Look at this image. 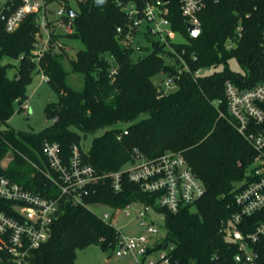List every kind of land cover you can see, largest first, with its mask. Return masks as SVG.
Wrapping results in <instances>:
<instances>
[{
    "label": "trees",
    "instance_id": "1",
    "mask_svg": "<svg viewBox=\"0 0 264 264\" xmlns=\"http://www.w3.org/2000/svg\"><path fill=\"white\" fill-rule=\"evenodd\" d=\"M169 1L173 28L186 39L172 43L176 52L172 57L186 61L190 71L180 72L169 65L164 58L166 47L152 39H148L152 46L142 49L146 54L134 60L132 45L117 35L126 17L116 0L79 2L76 30L68 38L85 46L72 60V72L83 75L84 87L76 90L69 84L71 72L63 65L66 52L42 58L40 63L59 100L46 106V117L53 123L38 133L17 131L8 124L17 103L19 111L23 110L27 85L37 67L30 57L35 17L28 16L14 33L5 32L0 24V177L45 198H57L60 190L48 176L54 172L43 150L45 142L59 144L66 162L78 146L84 162L101 175L131 163L135 149L150 159L182 152L206 186V194L177 213L157 208L165 215L166 233L148 254L173 246L172 264H237L238 246L228 242L221 229L239 210L236 185L250 178L257 152L233 125L225 84L231 81L242 89L264 84V0H207L199 14L201 33L196 38L188 32L179 3ZM6 58L20 59L17 77L9 76L11 65ZM231 60L237 61L242 73L230 67ZM200 68L213 71L197 77ZM159 73L174 77L177 88L167 94L160 91L153 80ZM125 129L128 135L119 139ZM251 129L264 133V123L253 122ZM100 131L104 132L85 151L83 137ZM123 187L115 193L110 180L100 182L86 201L115 209L134 202L155 206L158 196L144 193L127 177ZM0 207H4L2 200ZM61 208L50 239L35 252L34 264H76L77 248L92 243L117 246L116 230L90 207L76 206L63 197ZM263 220L264 211L246 218L241 230L253 232ZM254 251L256 264H264V235Z\"/></svg>",
    "mask_w": 264,
    "mask_h": 264
},
{
    "label": "built area",
    "instance_id": "2",
    "mask_svg": "<svg viewBox=\"0 0 264 264\" xmlns=\"http://www.w3.org/2000/svg\"><path fill=\"white\" fill-rule=\"evenodd\" d=\"M69 1L0 0V24L7 33L16 32L28 16L35 17V41L30 57L37 64L45 82H49L50 78L40 63L42 58L48 54L68 51L70 47L64 39L73 35L76 30L74 23L76 17L72 18L68 14V8H72L68 4ZM75 1L79 7V2L86 0ZM206 1L176 0L187 24L200 28L199 14L205 8ZM116 2L126 17L125 25L117 28V35L123 37L124 41L134 47L137 34L144 28L148 39L174 50L172 43L177 42V36L181 35L174 30L169 18V0H116ZM53 3H60L63 6L54 11L51 7ZM75 11L78 16L79 9ZM231 47L232 45L229 46ZM261 47L264 53V31ZM185 69L190 71L189 65ZM212 71L200 68L195 72V76H205ZM113 73L115 74L116 70ZM176 85L175 78L166 82L167 87ZM168 92L164 91L166 94ZM225 93L228 111L235 119L233 125L257 154L252 164L254 167L252 177L246 179L235 194V203L239 210L233 214L229 222L222 225L221 232L228 242L238 246V253L235 256L237 264H256L257 254L254 245L264 235V220L253 232L247 234L243 233L241 226L246 218L264 211V133L251 129L253 122L264 123V84L242 89L227 81ZM22 107L25 110L30 109L28 103ZM128 133L129 130L125 129L118 138L122 139V136ZM43 150L49 167L54 172V175L48 176L58 186L60 194L57 198H45L9 178L0 177V200L4 202L5 208L4 210L0 207V264H34L35 252L50 239L53 225L62 213L63 197L71 199L76 206L90 207L91 204L87 203L86 199L96 192L94 189L96 185L110 180L114 192L121 193L126 177L138 184L144 193L157 195L155 206L134 202L119 208L124 211V219L129 220L133 217L130 223L135 222L139 228L132 236L123 228H117L112 224L111 220L115 215L106 213L100 218L111 225L118 234L116 255L124 257L133 254L138 264H144L150 255L148 250L154 248L155 244L165 237L161 235V228L156 221L160 215L157 208L177 213L181 208L196 203L206 194V186L195 174L182 152H166L150 159L135 149L131 163L119 171L101 175L92 165L84 162L78 146L73 147L72 157L68 162L64 160L61 147L57 143L45 142ZM132 205L139 207L132 212L130 210ZM173 249V246H170L168 249L159 250L158 260L150 259L147 264H172L170 252Z\"/></svg>",
    "mask_w": 264,
    "mask_h": 264
},
{
    "label": "rangeland",
    "instance_id": "3",
    "mask_svg": "<svg viewBox=\"0 0 264 264\" xmlns=\"http://www.w3.org/2000/svg\"><path fill=\"white\" fill-rule=\"evenodd\" d=\"M68 4L75 10L79 9L75 0H70ZM62 6L63 5L60 3H53L51 7L55 11L59 10ZM176 41L185 43L186 39L183 36H177ZM64 42L70 47L69 50L66 51L67 56L65 55L63 61V65L66 70L71 72L69 75V84L76 90H82L84 87V78L82 74L72 72V60L76 58L77 52L83 50L85 46L81 41L71 38L64 39ZM135 46L139 47L140 49L136 48ZM135 46L133 47L136 51L133 55L134 60H137L139 57L146 54V51H142L143 48H150L152 46L151 42L147 38L144 28H142L137 34L135 38ZM166 52L167 54H165L164 58L169 65L175 66L180 72L186 70L185 68L188 65L186 61L180 60L178 62L176 61L175 57H172L174 54H176L174 50L166 47ZM5 62L10 63L11 65L8 70L9 76L17 77L21 64L20 59L6 58ZM230 67L236 72H243L236 60L230 61ZM172 78L174 77H170L165 73H159L153 80L160 91H169L168 93H170L177 88V85L172 87L166 86V82ZM27 94L28 98L23 104L28 103L30 109H23L19 111L20 104L17 103L15 105V113L9 120L8 124L17 131L38 133L52 125L53 121L46 117L45 109L48 104L57 102L59 100V95L49 82L43 81L42 73L38 67H36L32 72L31 82L27 85ZM23 104H21V106ZM103 132L104 131H100L96 134H88L87 137H83V149L85 151H89L95 137L100 136ZM10 159L11 155H9V157L4 160L5 166L9 164ZM253 169L254 167L251 166L248 172V177H252ZM243 184L244 182H239L236 186L239 188ZM138 207L139 205H132L130 210L134 212ZM90 209L99 216H103L106 213L115 215V218L111 220L112 224L117 228H123L129 236H132L139 231V228L136 226L135 222L130 223L133 217L129 220L124 219V211L122 209H115L105 204H93L90 206ZM156 221L161 228V235L165 236V215H158ZM117 249L118 247L104 248L102 245L96 243H92L86 247L77 248L76 264H138L133 254L126 255L124 257H118L116 255ZM159 256L160 252L158 251L150 254L144 264H147V261L150 259L157 261Z\"/></svg>",
    "mask_w": 264,
    "mask_h": 264
},
{
    "label": "water",
    "instance_id": "4",
    "mask_svg": "<svg viewBox=\"0 0 264 264\" xmlns=\"http://www.w3.org/2000/svg\"><path fill=\"white\" fill-rule=\"evenodd\" d=\"M68 14L72 17L75 18L77 17V12L75 10H73L72 8H68ZM187 29L188 32L190 34L191 37L196 38L200 35L201 33V28L191 25V24H187Z\"/></svg>",
    "mask_w": 264,
    "mask_h": 264
}]
</instances>
